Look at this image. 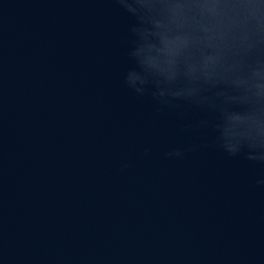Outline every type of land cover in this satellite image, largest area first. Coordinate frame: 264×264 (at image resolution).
Returning a JSON list of instances; mask_svg holds the SVG:
<instances>
[{"label": "water", "instance_id": "water-1", "mask_svg": "<svg viewBox=\"0 0 264 264\" xmlns=\"http://www.w3.org/2000/svg\"><path fill=\"white\" fill-rule=\"evenodd\" d=\"M137 23L0 0V264H264V163L221 147L218 111L127 85Z\"/></svg>", "mask_w": 264, "mask_h": 264}, {"label": "clouds", "instance_id": "clouds-1", "mask_svg": "<svg viewBox=\"0 0 264 264\" xmlns=\"http://www.w3.org/2000/svg\"><path fill=\"white\" fill-rule=\"evenodd\" d=\"M117 3L138 21L130 56L140 70L127 73V85L140 96L154 89L162 108L179 101L218 111L221 147L231 156L247 149V159L264 163V0Z\"/></svg>", "mask_w": 264, "mask_h": 264}]
</instances>
